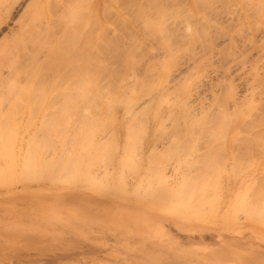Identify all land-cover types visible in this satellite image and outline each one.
<instances>
[{"label": "rangeland", "instance_id": "374dc122", "mask_svg": "<svg viewBox=\"0 0 264 264\" xmlns=\"http://www.w3.org/2000/svg\"><path fill=\"white\" fill-rule=\"evenodd\" d=\"M23 1L24 11H7ZM132 39L143 53H130ZM92 42L105 49L96 62L111 66L100 80L110 89L93 87V74L83 84L80 50ZM12 80L24 88L0 101V167L11 174L0 183V264H264V224L242 208L264 200V133L249 125L264 107L248 127L225 128L240 109L264 105V0H0V84ZM130 87L133 104L107 99ZM44 156L65 164L51 163L53 177L77 166L106 187L78 173L69 182L84 184L62 177L72 188L26 185Z\"/></svg>", "mask_w": 264, "mask_h": 264}, {"label": "bare ground", "instance_id": "6f19581e", "mask_svg": "<svg viewBox=\"0 0 264 264\" xmlns=\"http://www.w3.org/2000/svg\"><path fill=\"white\" fill-rule=\"evenodd\" d=\"M25 4H26L25 1H23V2L21 3V5L19 6V8H16V6L12 4L13 6H12V5L9 6V8H8L7 11H8V12H11V10L14 9V10H15L14 15H16L19 11H21V10L27 8V6H25ZM18 9H19V10H18ZM23 11H24V10H23ZM143 27H144V26H143ZM125 29H126V28H125ZM125 29H124V30H125ZM122 31H123V30H122ZM125 31H126V30H125ZM103 32H104V30H103ZM123 32H124V31H123ZM123 32H121L120 35L123 34ZM124 33H125V32H124ZM126 33H127V32H126ZM101 34H103V33H101ZM127 34H128V33H127ZM127 34L124 35V36L129 38V35H127ZM104 35H105V34H103V36H104ZM103 36H101V38H102ZM106 36H107V34H106ZM104 37H105V36H104ZM125 37H124V38H125ZM119 38H120V36H119ZM121 38H122V36H121ZM121 38H120V40H119V43H120V41H121ZM104 39H105V38H104ZM104 39H103V40H104ZM106 39H110V38L107 37ZM114 39H115V38H114ZM125 39H127V38H125ZM128 40H129V39H128ZM132 40H133V41H131V42H134V43H135V41H138V39H137V40L132 39ZM134 40H135V41H134ZM32 41H34V40H32ZM105 41H106V40H105ZM125 41H126V40H125ZM125 41H124V42H125ZM124 42H123V44H124ZM131 42H128L127 44L125 43L126 45H129V46L125 48L126 45H125V46L123 45V46H124L123 49L127 50L129 47H131V46H132ZM32 43H36V42L34 41V42H32ZM88 43H89V42H88ZM113 43H114L113 41H112V42H109V40H107V44H105V47L108 49V51H106V53H108L109 56H110V54H111V56H115V52H117V51H116V48H113V45H114ZM121 43H122V41H121ZM121 43H120V45H121ZM134 43H133L134 47L132 46L131 48H129L130 53H133V54H135L133 51L135 50V52H136V49H137L138 51H140V48H136V47H140L139 44H137V43L134 44ZM164 43H165V42H164ZM166 43H167V44H166ZM166 43H165L164 45H166V48H167L168 50L171 51V49H170L169 46H168V41H166ZM90 44L93 45V42L90 43ZM90 44H89V45H90ZM95 44H96V45H93V46L90 45L91 47L89 46V49H88V47H86V49H84V50L81 49V50H80V51H81V52H80V57L84 56V54H87V58H86L85 60H83V63L80 64V65L82 66V69H81L82 71L79 69L80 73L83 75V84H84L85 87H87V86L90 84V82H91L90 79H92V74H93V77H94V79H93V87H95V88L98 89V90H103L104 88L107 89L106 87H109L108 89H110L111 87H114V86H110L111 82H109V85H108V82H107V81H105V83L107 82L106 84L103 83V86H105V87H102V86H101V88H100V80H102V73H103V71H105L104 73H106V70H107V69L105 70V68H109V64L106 65L107 67L105 66V64H107V63L103 64L104 66L102 65V66H103L102 69H100L101 66L99 67V66L97 65V62H96L97 60H96V59L99 58V57H97V56L100 55V53H103V54H104V53H105V52H104L105 49H104L103 46H100L99 42H98V43L95 42ZM98 44H99V45H98ZM136 44H137V46H136ZM141 44H142V43H141ZM23 45H24V44H23ZM101 45H102V44H101ZM142 45H143V44H142ZM142 45H141V46H142ZM117 47H118V45H117ZM119 47H122V45L119 46ZM142 47H143V46H142ZM142 47H141V48H142ZM209 47H210V51H214L213 48H212L210 45H209ZM84 48H85V45H84ZM132 48H135V49H134V50H131ZM211 48H212V49H211ZM47 49H48V51H49V52H48V54H49V53L51 52L52 48L50 49V47L47 46ZM87 49H88V50H87ZM129 50L127 51L128 53H129ZM29 51H30V50H29ZM138 51H137V52H138ZM141 51H142V49H141ZM141 51H140V52H141ZM54 52H55V53H54ZM59 52H60V51H59ZM119 52H120V51H119ZM140 52H138V53H140ZM11 53H12V52H11ZM51 53H52V54H56L57 51H56V50H52ZM141 53H143V52H141ZM211 53H212V52H211ZM213 53H214V52H213ZM28 54H29V53H28ZM108 54L106 55V56H107L106 58H108V62L111 63L110 61H112V60H109L110 57H108ZM112 54H113V55H112ZM119 54H120V53H119ZM133 54H131V56H132ZM8 55H10V54H8ZM74 55H75V54H73V56H74ZM120 55H123V56H121V57H123V58H121L120 56H118V54H116V56H115V57H116V61L119 60V59H117V58H120V60H122V62H124L125 60L123 61V59H125V58H124V54H122V51H121V54H120ZM135 55H136V54H135ZM172 55H173V52H172ZM34 56H35V55H34V53H33L32 50H31V55H30V57L33 58ZM128 56H129V55H128ZM128 56L126 55L127 64H128L129 61H132V62L134 61V62H135V60L133 59L134 57H133V58H132V57L128 58ZM138 56H139V54H138ZM142 56H143V55H142ZM115 57H111V58L114 59ZM131 58H132L133 60H132ZM140 58H141V55H140ZM140 58L138 57V59H140ZM130 59H131V60H130ZM142 59H143V58H142ZM98 60H102V58L100 57V59H98ZM128 60H129V61H128ZM103 61H104V60H103ZM114 61H115V60H114ZM140 61H141V60H139L138 62H140ZM95 62H96V63H95ZM98 62H99V65H100V61H98ZM134 62H133V63H134ZM125 63H126V62H124V65H125ZM133 63H131V64L133 65ZM243 63L245 64L246 62L243 60ZM111 64H112V63H111ZM111 64H110V65H111ZM131 64H130V62H129V65H131ZM238 64H239V67L242 65L241 67L244 68V66H243L244 64H242V61H241V64H240V62H239ZM132 65H131V67H132ZM138 65H139V64H138ZM245 65H247V63H246ZM81 66H79V67H81ZM98 67H99V68H98ZM104 67H105V68H104ZM124 67H125V66H124ZM127 67H128V66H127ZM131 67H130V68H131ZM178 67H180V66H178ZM245 67H248V66H245ZM9 68L12 70L13 66H10ZM110 68H111V66H110ZM110 68H109V69H110ZM133 68H134V69L131 68V73L135 75V73H134V72H136V71H135V66H134ZM99 69H100V70H99ZM174 69H176L178 75L182 74V73H181V72H182L181 70H179V72H178V70H177V66H176ZM174 69H173V70H174ZM29 70H30V67H29ZM36 70H37V68H35V67H32V68H31V71H32V72H35ZM101 70H102V71H101ZM110 70H111V69H110ZM110 70H107V72L110 71ZM129 70H130V69H129ZM42 71H43V69L38 70V71H36V72H42ZM180 71H181V72H180ZM36 72H35V73H36ZM83 72H84V73H83ZM100 72H101V73H100ZM86 73H87V74H86ZM99 73H100V74H99ZM131 73H129V74H131ZM175 73H176V72H175ZM183 73H184V71H183ZM129 74H128V75H129ZM89 75H90V76H89ZM128 75H127V76H128ZM134 75H133V76H134ZM14 76H15V75H14ZM100 76H101V77H100ZM133 76H132V77H133ZM180 76H181V75H180ZM132 77H131V78H132ZM134 77H135V76H134ZM205 78H206V77H205ZM207 78H208V77H207ZM137 79H138V78H137ZM139 80H141L140 77H139ZM7 81H8V80H7ZM7 81H6V82H1V84H0V86L4 85V86L2 87V89H3L2 93L0 92V101H3V100H7V101H15L16 98H14V97H10V94H9V93H11V92H15V91L20 92V91L24 88V86H20V83L16 82L15 80H12V81H10V82H7ZM202 81L206 82L207 79L202 78ZM136 82H137V81H136ZM136 82H135V83H136ZM138 82H139V81H138ZM204 82H203V83L201 82V83L204 84ZM207 82H208V81H207ZM34 83H35V81L32 80V81L30 82V85H31V86H30V85H29V86H30V87H33V86H34ZM101 83H102V81H101ZM201 83H200V85H201ZM112 84H113V83H112ZM112 84H111V85H112ZM139 84H140V85H139ZM208 84H209V82H208ZM106 85H107V86H106ZM114 85H115V84H114ZM127 85H128V84H127ZM127 85H126V83H125V86H126V87H129V86H130V84H129L128 86H127ZM137 85H138V88L141 87V85H142V86H143V89H144V79H143V82L140 81ZM117 86H118V85H117ZM117 86H115V87H116L115 89H118V88H119V87L117 88ZM123 86H124V85H123ZM125 86L122 87V88H125V89H126ZM131 88H132V87H130V90H128V89H127V90H128L132 95H131L130 93H127V94H129V95L123 94V95H121L119 98H118L116 95H110L109 98H107V99H109L111 102L120 101L122 104L131 105V104H133L134 101L136 100V99H135V96H133V95H136V93H135L136 90H135V89H137L136 87H135V89H134V88L131 89ZM148 88H152V86H151V87L148 86ZM143 89H142V90H143ZM98 90H97V94H96L95 98L98 97V94L101 95V92H99ZM113 90H114V89H113ZM137 90H138V89H137ZM142 90H140V91H142ZM124 91H125V90H124ZM140 91H139V94H140ZM27 92H28V91H27ZM133 93H135V94H133ZM143 93H144V91L142 92V94H143ZM8 94H9V95H8ZM142 94H141V95H142ZM7 95H8V96H7ZM143 95H144V94H143ZM134 99H135V100H134ZM263 107H264V105H261V106H260L258 103H255V105L252 106V110H251L249 113L246 112L245 110L240 109L239 111H237V114H235L233 118H232V117L226 118L227 120H226L225 128H227V130H228L232 123H235L234 126H233V131H234V132H237L239 129H241V128H243V127H244V128L248 127V126H246V125H248V123H247V119H249L253 114H256V115H253V116H256V117H257V115H258V112H257V111H260ZM256 112H257V113H256ZM254 119H255V118H254ZM254 119H253V121H251L252 123H250L249 125H251V127L254 128V130H255L254 133H255L256 135H258V134H260V135L263 134V133H264V116H261V117L258 119V121H257V120H254ZM250 120H252V119H249V121H250ZM244 128H243V129H244ZM50 138H51V137H50ZM45 141H47V139H46ZM28 142H29V141H28ZM28 142H27V143H28ZM43 142H44V141H43ZM48 142L50 143V139L48 140ZM48 142H46V143L44 142V144H47L48 146H50V148H52V147H51L52 144H51V143L49 144ZM250 145H252V143H251ZM253 145H255V144H253ZM256 145H257V144H256ZM21 146H22V145H21ZM30 146H31V144H30ZM48 146H40V147H42V148H43V147H44V148H45V147H46V148H49ZM257 146H259V145H257ZM35 147H36V146H35ZM29 148H30V147H29ZM31 148H32V147H31ZM44 148H43V151H42V149H41L42 153L46 150V149H44ZM25 149H26V148H24V151H25ZM32 149H33V148H32ZM35 149H36V148H35ZM37 149H38V148H37ZM36 151H37L36 154L38 153V157H41V155H42V154L40 155L41 151H38V150H36ZM58 151L60 152V150H58ZM56 152H57V151H56ZM18 153H19V152H18ZM31 154H32V156H33V155L35 154V152H34V153L31 152ZM60 154H61V155H60ZM60 154H59V155H60V160H59V162H62V160L64 161L65 156L62 155V151L60 152ZM44 155H45V153H44ZM54 155H56L55 152H54ZM26 156H27V155H26ZM32 156H31V157H32ZM48 156L52 157L51 154H49ZM56 156L58 157V155H56ZM62 156H63V157H62ZM96 156H97V154H96ZM34 157H37V155H35ZM38 157H37V158H38ZM50 157H49V158H50ZM57 157L54 158V156H53V158H51L52 160H51V159H50V160L53 162ZM61 157L64 158V159H61ZM66 157H67V156H66ZM85 157H86V156H85ZM87 157H88V156H87ZM28 158H29V157H28ZM37 158H34V160L37 159ZM44 158H47V159H48L47 156H44ZM58 158H59V157H58ZM22 160H23V159H22ZM43 160H44V159H43ZM43 160H42V161H43ZM66 160H68V158H66ZM66 160H65V161H66ZM18 161H19V160H18ZM18 161H16V162H18ZM37 161H40L41 163L37 164V163H36V160H35L34 163L37 164V165H35V166H36L35 168H34V166H31V167H33L34 169L32 168L33 171H30L31 168H29V171H30V172L27 171L28 174H27V172H26L25 170L23 171V170L20 168L21 171H23V173L25 174V177L22 179L23 181L26 180V176L28 175V176H27V182H26V185H27V183H29V185H30V184L32 185V181H34L33 183H36V182L38 183V184L36 183V184H37L36 186H38V185L42 182V183L46 184L47 186H50V187H51L52 185H54L52 182H57L56 184H59V185L61 186V188H63V189H66V188H72V187L68 184V182L71 181V176H73V177H75V178H76V177L79 178V176H78L79 174H81V175H80V178H84V177H85L84 179L89 178V179H86L85 182H88V183H91V184H94V185H95L96 182H97V179H95L96 177H94V179H92L91 177H89V174H87V175L85 174V175H86V176H85V175L83 174V173H85V172H84V169L81 170V169H82V168H81L80 171H78L77 166H75L74 164H73V165L76 167V168H74V169H75L74 171H73V169H72L71 167H70L69 169L66 167L68 170H67V169H64L65 164L62 165L61 163H59V162H58V159H56L55 162H57V164H60L61 166H64L63 168H62V167H61V168L59 167V169L61 170V172H60L59 169H58V170H59L60 173H63V172H62V170H63L64 173H63V174H60L59 177H56V176H55L56 174H54L55 177H53V176L51 175V172H50V169L53 168V167H51V163H52V162L49 163V159H48V161H47L48 163H47V162H44V161H46V160H44L43 163H42V161L40 160V158H39V160L37 159ZM65 161H64V162H65ZM5 163H6V162H5ZM44 163H45V166H44ZM81 163H82V160H81ZM6 164L8 165L9 163L7 162ZM12 164H14V165H15V164H16V165H20V164H17V163H15V162L12 163ZM12 164H11V165H12ZM24 164L27 165V163H24ZM16 165H15V166H16ZM26 165L24 166L23 163H22V166H23V167H26L25 169H28ZM30 165H31V164H30ZM46 165H47V166H46ZM49 165H50V166H49ZM0 166H1V164H0ZM6 167H7V166H6ZM9 167H10V164H9ZM13 167H14V166H13ZM17 167H18V166H17ZM11 168H12V166H11ZM2 169L4 170V168H1V167H0V170H2ZM16 169H18V168L15 167V171H16ZM70 169H72L73 172H72ZM76 169H77V170H76ZM88 169H90V168H87V170H88ZM3 170H2V172L0 171L1 173H4V172H5L4 174H2V175H3V178H2V175H1V177H0V178H2V180L0 179V181H1L0 183L5 184L6 181H8V180L6 179V177H9L11 174H9V172H7V170H9V169H5L6 171H3ZM10 170H11V169H10ZM34 170H36V171H34ZM58 170H57V173H59ZM69 170L72 172L71 174L69 173ZM12 171L14 172V170H12ZM12 171H11V172H12ZM21 171H16V172L19 173V176H20V174H21L22 177H23V174H22ZM54 171H55V169H53L52 172H54ZM76 171H77V172H76ZM6 172H7L8 176L4 177L5 175H7ZM13 172H12V173H13ZM20 172H21V173H20ZM32 172H33V173H32ZM49 172H50V173H49ZM65 172H66V173H65ZM79 172H83V173H79ZM1 173H0V174H1ZM77 173H78V175H77ZM86 173H89V172H86ZM26 174H27V175H26ZM29 174L31 175V177H30ZM68 174H69L70 177L67 176V178H66V176H65V178L68 180V182H67V180L63 179L62 177H64V175H68ZM72 174H73V175H72ZM75 174H76L77 176H75ZM90 174H91V173H90ZM15 175H16V173H15ZM15 175H13V176H15ZM17 175H18V174H17ZM62 175H63V176H62ZM20 177H21V176H20ZM22 177H21V178H22ZM29 177H30L31 179H30ZM73 177H72V178H73ZM4 178H5V179H4ZM15 178H17V177L15 176ZM15 178L13 179V182H14V183H15L16 181L18 182V183H15V184L18 185V184H19V181H20L22 184L24 183V182L21 181V180H15ZM32 178H34V179L32 180ZM80 178L78 179V181L80 180ZM3 179L5 180V181H4L5 183L3 182ZM17 179H19V177H18ZM24 179H25V180H24ZM102 179H103V178H102ZM31 180H32V181H31ZM104 180H105V179H104ZM29 181H30V182H29ZM76 181H77V178H76ZM113 181H114V180H113ZM81 182H82V180H81ZM81 182H80V183H77V182H69V183H70L71 185H72V184H79V185H80V184H84V183H85V182H83V183H81ZM102 182H103V181H102ZM14 183L12 184V186H14ZM97 183H100L101 185H103V186L106 187V185H104V182H103V184L101 183V181H98ZM7 184H9V183H7ZM7 184H6V186H7ZM10 184H11V183H10ZM10 184H9L8 186H9V187H12ZM107 184H108V183H107ZM247 184H248V183H247ZM1 185H2V184H0V186H1ZM111 185H112V184H111ZM8 186H7L6 188H8ZM20 186H21V185H20ZM20 186H19V187H20ZM39 186H41V187H40L41 189H44V187L46 188V186H44V185H43L44 187L42 188V184L39 185ZM60 186H59V187H60ZM22 187H23V186H22ZM53 187H54V186H53ZM3 188H4V187H3ZM3 188H2V190H3ZM13 188L15 189V186H14ZM20 188H21V187H20ZM23 188H24V187H23ZM35 188H36V187H35ZM48 188H49V187H48ZM101 188H102V187H101ZM4 189H5V188H4ZM14 189H13L12 191H15ZM37 189H38V188H37ZM46 189H47V188H46ZM80 189H81V188H80ZM249 189H250V188H249ZM249 189H247V191H248ZM2 190L0 189V192H1ZM6 190H7V189H6ZM10 190H11V189H10ZM10 190H9V192H10ZM16 190H17V189H16ZM44 190H45V189H44ZM73 191H77V190H73ZM82 191H83V192H86L85 190H81L80 192H82ZM237 191H238V190H237ZM257 191L259 192V190H256V192H257ZM4 192H5V190H4ZM253 192H255V191H253ZM256 192H255V193H256ZM12 193H13V192H12ZM251 193H252V192H251ZM3 194H4V193H3ZM3 194H2V195H3ZM0 195H1V194H0ZM258 196H260V195L258 194ZM249 197H251V196L248 195V197H247V196H243V197H242V200L245 198V200H243V202L245 201L244 203H243L242 201H240V203L242 202L241 205H243V204H245L247 201H249V199H253L251 202H250V201L248 202L249 204L247 203V204H245V205L242 206V208L244 209V211L246 210L247 213H248V214L246 213V214H247V221H248V219H250V220H253V221H254V220H255V221H258V223H262V224H264V214L258 212V211H259V208H258L259 206H258V205L261 204V207H260V208H262V206H263V201H264V200H261V199H260V200H261V201H260V200L258 199V200H259V201H258V200L256 199V198H257L256 196H254V197H256V198H253V197H252V198H249ZM246 198H247V199L249 198V199L246 201ZM209 199H211V198H209ZM220 199H221V198H220ZM240 199H241V198H240ZM206 200H207V199H206ZM213 201H214V200H213ZM192 202H193V201H192ZM192 202H191V203H192ZM211 202H212V201H211ZM228 202H230V201H228ZM256 202H257V203H256ZM258 202H260V203L258 204ZM261 202H262V203H261ZM207 203H209V202H207ZM234 203H236V202L234 201L233 204H232V206H234ZM199 204H200V203H199ZM205 204H206V203H205ZM256 204H257V205H256ZM187 205H188V203H187ZM197 205H198V204H197ZM235 205H236V204H235ZM238 205H239V204H238ZM238 205H237V207H238ZM241 205H239V206L241 207ZM183 206H185V205H183ZM206 206H207V205H206ZM190 207H191V206H190ZM204 207H205V206H204ZM207 207H208V206H207ZM237 207H236V210H238ZM240 207H239V209H241ZM191 208H192V207H191ZM194 208H195V207H194ZM194 208H193V209H194ZM209 208H210V207H209ZM229 208H231V207H229ZM234 208H235V206H234ZM234 208H233V210H232V214H233V212H234V210H235ZM204 209H206V210L208 211V208H204ZM225 209H226V208H225ZM263 209H264V208H263ZM263 209H261V211H262ZM189 210H190V209H189ZM198 210H199V209H197V211H198ZM229 210H230V209H229ZM257 210H258V211H257ZM184 211H185V210H184ZM192 211H193V210H192ZM209 211H210V210H209ZM241 211H242V209H241ZM244 211H243V212H244ZM263 211H264V210H263ZM176 212H178V211H176ZM194 212H195V211H194ZM194 212H192V213H194ZM201 212H202V211H201ZM215 212H217V211H215ZM226 212H227V210H226ZM202 213H203V212H202ZM221 213H222V212H221ZM227 213H228V212H227ZM190 214H191V213H190ZM190 214H189V215H190ZM195 214H196V213H195ZM198 214H199V213H198ZM198 214H197V215H198ZM200 214H201V213H200ZM230 214H231V213H230ZM234 214H235V212H234ZM234 214H233V218L231 219V221H233V219H234ZM203 215H204V214H203ZM224 215H225V216H224ZM226 215H227V214H223V216H221V221H223V220L226 218V221H227V223H228V219H227V218H229V217L231 218V216L227 217L228 215H227V216H226ZM190 216H191V215H190ZM192 216L195 217L194 214H192ZM198 216H199V215H198ZM198 216H197V217H198ZM207 216H209V214H208ZM211 216H212V215H211ZM211 216H210V217H211ZM213 216H214V215H213ZM217 216H218V215H217ZM197 217H195V218H197ZM204 217H205V216H204ZM204 217L201 216V218H204ZM248 217H250V218H248ZM198 219H199V218H198ZM209 219H211V218H209ZM216 219H217V218H216ZM234 220H235V219H234ZM236 220H237V219H236ZM212 221H215V222H216L215 219L212 220ZM224 221H225V220H224ZM224 221H223V224H224ZM226 221H225V223H226Z\"/></svg>", "mask_w": 264, "mask_h": 264}]
</instances>
